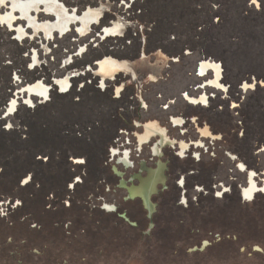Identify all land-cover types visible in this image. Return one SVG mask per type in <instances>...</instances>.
I'll list each match as a JSON object with an SVG mask.
<instances>
[{
	"label": "rangeland",
	"instance_id": "obj_1",
	"mask_svg": "<svg viewBox=\"0 0 264 264\" xmlns=\"http://www.w3.org/2000/svg\"><path fill=\"white\" fill-rule=\"evenodd\" d=\"M60 1L79 15L93 10L101 18L87 33L80 34L75 25L68 34L55 33L52 37L44 29L35 31L17 12L13 28L9 27L2 17L11 12V0L0 3V245L4 248L0 262H20L25 253L16 251L22 247L20 238L7 243L8 227L15 218L21 221L30 214L27 226L31 228L29 225L36 223L33 216L46 219L64 203L72 202L79 205L78 215L82 219L104 204L122 210L130 192L129 188H119L121 181L113 171L123 169L115 167L111 150L117 146V140L126 137L135 148V135L142 132L139 124L149 122H161L170 138L197 140L196 128L190 122L183 134L168 124L169 116L198 118V128L206 124L214 141L210 144L207 140V152L199 151V162L189 157L181 160L168 148L164 151L161 162L168 168L165 181L174 184L182 178L185 185L182 189L174 187L161 198L152 197L153 203L162 202L160 219L169 218L170 222L171 217L179 216L183 210L177 211L176 202L185 201L196 206L194 211L189 210L190 218L185 224H193L194 216L208 217L212 209L221 206L220 218L237 223L234 230L238 236H243L244 231L254 234L249 226L252 222L262 230L264 195L257 194L253 201L243 204L240 190L251 171L257 173L260 188L264 181V0H257L259 7L252 0ZM33 16L42 25L56 21L42 11ZM19 27L26 31L24 39L18 36ZM114 27L119 28L117 35L105 39V28ZM106 57L127 63V69L125 73L106 76L108 86L102 90L104 75L93 65ZM202 60L221 63L225 81L230 85L228 94L206 90L212 97L206 107L188 104L181 97L188 91L192 97L200 94L201 91L191 88L201 83L195 71ZM88 66H92V71L85 73ZM60 79L70 82L66 94H60L61 89L53 86V81ZM38 81L53 86L49 101L41 104V100L33 98L32 107H28L17 93ZM119 87L123 91L117 98ZM13 99L17 101L16 112L8 115ZM151 146H144L140 158H136L139 163L144 160L148 169L154 168L157 160L151 157ZM139 163L136 169L125 172H137ZM241 164L244 172L239 171ZM142 176L149 180V176ZM133 184L138 185L137 181ZM212 184L217 186L215 190ZM196 186L203 192L197 193ZM218 193L223 194L219 199ZM195 199L202 201L200 207L195 205ZM133 206L138 208V200L130 205ZM167 224L162 221L160 229ZM125 238L137 244L136 236ZM78 240L87 254L67 262L196 261L166 258L157 247L141 242L136 250H131L132 254L125 248L124 255H119L123 252L111 248L103 257L93 252L86 240ZM244 243H249V247L260 245L257 238ZM225 248L220 249L222 253ZM238 252L234 250L231 259L218 264L232 263L235 257L239 264L255 263L246 252ZM51 256L53 253L45 258Z\"/></svg>",
	"mask_w": 264,
	"mask_h": 264
},
{
	"label": "flooded vegetation",
	"instance_id": "obj_2",
	"mask_svg": "<svg viewBox=\"0 0 264 264\" xmlns=\"http://www.w3.org/2000/svg\"><path fill=\"white\" fill-rule=\"evenodd\" d=\"M96 24V23H94ZM115 28V27H114ZM113 28H105V30L103 31V35L104 38H109L112 36H116L114 34H106L107 30H111ZM143 58L146 59V55H143ZM35 60L37 61V56H34V63ZM105 60H113V62L116 63H125V62H120L118 60H115L113 58H101L96 60V62L94 63L93 66L98 67L100 72L104 75V78L101 81V88L102 90L107 89L108 84L107 79L105 78L106 76H110L111 74H115V73H125L124 71H126L127 68H125L124 66H120L117 67V64H115L116 68H114V70L112 71H104L101 70L100 67V63L104 62ZM200 73L202 75H205L206 73L209 74V72H211L212 74H214V77H212L205 85L204 89L206 88H212L214 90H218L220 92H227V88L225 86L222 85L221 79L223 77L222 75V71H223V66L222 64L220 65L218 62L213 61V60H202L200 63V66H198ZM92 71V66H88L87 69H85V73L87 72H91ZM151 79H153V77H151ZM115 81V79H108V81ZM60 82H66L67 85L66 86H60ZM41 83L43 85V91L40 94H35L32 93L30 94L28 91V87H33L37 84ZM109 83V82H108ZM53 86H56L58 88L61 89V91L59 92L60 94H66L68 93L69 89H70V82L68 79H60V80H56L53 81ZM53 86H48L46 85L43 81H38L35 82L33 84L27 85L25 86L21 91H19L17 93L18 96H22L21 99L24 101V104L28 107H32V100L33 98H38L39 100H41V104H46L49 101V96H50V91L52 90ZM244 89V88H243ZM242 89V90H243ZM120 91L119 93L117 92ZM116 90V97L119 98L121 96V93L123 91V88H117ZM245 90V89H244ZM247 90V89H246ZM186 102L188 104L191 105H198V106H206L209 103V99L208 96L206 94H203L201 97H192L190 95H186ZM16 106H17V101L13 99V101L9 104L7 112L8 115H13L16 112ZM176 124H183V122L181 120H177L175 121ZM145 131L144 133H142V135L139 137V143L140 145L142 144H146L150 141L151 137L153 135H156L161 138V145H165V144H173L172 141L170 139H168V137L166 136V132L165 130L161 129L160 126H158V124L156 123H149L147 125H145ZM202 131V135L204 136H211L210 135V131L208 129V127H206L205 129H201ZM180 148H181V154H183V152L186 150L187 146L184 144V142L180 143ZM200 160L195 162H199ZM126 165H130V163L128 162V157L126 156L124 161H123ZM242 165V164H241ZM241 165H239V171L244 172L245 171V167L244 165H242L243 167H241ZM159 172H152L150 171V176H149V180H145L142 181L143 185L140 187H133L130 188L129 187V194L131 198H137V197H142L145 198L147 197L148 194L152 193L155 191L156 189V185L157 182L161 181L162 183L159 184V191L156 193V197L159 196V198H161L164 194H166L167 192H170V190H172L174 187L179 186L178 183H170V182H165V178L163 176H161V174L159 175ZM248 173V172H247ZM193 174V173H191ZM262 179H264V176L262 175ZM257 178V173L251 171L249 172V176H248V182L246 183L245 186L241 187V193H242V197L245 200L248 201H252L256 198L257 194H262L264 195V181L262 184V188L259 187V184L256 180ZM125 185V183H124ZM185 185V184H183ZM181 187V186H179ZM219 187H221V185H219ZM119 188H123L121 186H119ZM203 188V187H202ZM211 188L213 190H215L217 188L216 185L212 184ZM195 191L197 193H202L203 190H200V186H196L194 187ZM228 192V190L226 191ZM186 193V192H185ZM206 194H208V192H206ZM223 195V194H222ZM221 194H219L216 198L219 199V196H222ZM149 197V195H148ZM133 199H129L128 203H126L124 206V208L122 210L119 211V207L116 206H112V205H103L100 209L101 211L108 213V214H114L118 219H120L122 222H124L126 225H128L131 228L134 229H142L143 225L145 224L146 226V231L142 232L143 235L146 236H151L152 233H154V235L157 238H162V237H171L172 235L174 236L175 234L177 236H179L181 239H185L184 241V245L183 246H170L169 248H167L164 252V255L166 258L171 257L172 259L178 260L179 258L184 259L187 261L189 260H196L195 262H188L185 264H218V262H220V260H226L227 259H231V255L232 252L234 250L237 249V252L239 250V254H243L244 252L247 253V258L251 259L253 262L255 260V263H243V264H264V246L262 244L263 241L262 239H264V236H260L261 234H263L264 232V227L262 228V230L259 228H257V226L255 227L253 224L250 223V229L253 231H255L254 234H248V232L246 233L245 231L243 233H245L243 236H238V231L234 230V228L236 229V224L237 223H232V222H227L223 219L220 218V216L222 215V207L221 206H216L214 209H212V214L209 215L208 217H206L205 215L203 216H194L193 220V224L190 225V223L185 224V222H188L187 219L190 218L189 215L186 214H179V216H174L171 217V221L169 222L168 219L163 218L164 220L160 219V211L162 209V202L159 201H155V203L151 204V205H145L141 200L138 201V208L135 206L130 207V205H133L134 201ZM127 201V200H124ZM196 201V202H195ZM232 201V200H231ZM230 201V202H231ZM136 202V201H135ZM195 205L199 206L201 205L202 201H197V199L194 200ZM215 200H212V203H214ZM131 203V204H130ZM177 205V211L181 208L183 211H194L195 207L194 204L192 205H188L185 203V201L183 202H176ZM250 202H244L243 204H248ZM65 204V203H64ZM200 204V205H199ZM254 204V203H253ZM129 205V206H128ZM67 207H69V204H66ZM256 206V204L254 205ZM264 206V205H263ZM156 208V209H155ZM133 209V211L131 212V210ZM201 209H204V206H201ZM180 211V210H179ZM202 211V210H201ZM208 211V210H205ZM221 211V212H220ZM185 215V216H184ZM179 217V218H178ZM251 218V217H249ZM26 218H23L21 222H25ZM164 221V222H168L167 227L163 228L165 229V231L163 229H160V223ZM196 223H199V226H195ZM12 226V224H10ZM32 229L34 228H38V226L36 224H34L33 226L30 225ZM68 227V225L66 226ZM181 227H185L187 228L186 230L183 231H179V229ZM213 227L218 228L219 231L217 230L216 232L213 230ZM221 227H223L224 229H233V231L231 233H228V235H224L227 234L225 231L222 232L220 229ZM236 231V232H235ZM232 234L234 236H232ZM41 238H45L44 236V232L39 231L38 234ZM239 238H237V236ZM255 237V238H254ZM257 238V242H260V245H256V246H252L249 247V243H244V242H249L248 240H255ZM29 240V242H33V239L28 237L27 238ZM198 239V241L196 242V240ZM202 239V240H200ZM239 239H244L246 241H243L245 246H237ZM200 240V241H199ZM12 240L9 239L7 241L8 244L12 243ZM171 243V242H169ZM27 243H25V241H22V247H17L16 251H25V253H22L23 258L20 262L17 263H1L0 264H75V263H70L69 261L67 262L66 260H73L74 258H66L63 259L62 258V253L63 249H57V248H48V247H29L26 245ZM190 244L192 246H190ZM194 244V245H193ZM227 245V246H225ZM236 245V246H235ZM226 247V248H225ZM249 247V248H248ZM225 248L226 251H224L223 253L221 252L220 249ZM50 249H53L54 251L51 252ZM206 249H208V251H206ZM4 248L2 246H0V255L3 253ZM160 251H162V249H160ZM209 251H213L212 253H210ZM229 251V252H227ZM55 252V253H54ZM227 252V253H225ZM53 256L49 257V258H45L47 254H50ZM210 254V256H206ZM38 257V259L36 258ZM229 257V258H228ZM46 260V261H44ZM76 260V259H74ZM232 260H234L232 263H228V264H239L236 261V257L233 258ZM79 264H96V263H91V262H83L79 263Z\"/></svg>",
	"mask_w": 264,
	"mask_h": 264
},
{
	"label": "trees",
	"instance_id": "obj_3",
	"mask_svg": "<svg viewBox=\"0 0 264 264\" xmlns=\"http://www.w3.org/2000/svg\"><path fill=\"white\" fill-rule=\"evenodd\" d=\"M79 203V201H78ZM77 204V203H76ZM72 202V204L67 207L65 204L62 205L61 209L55 210L51 215H47L45 217L41 215H35L36 222L35 224L38 228H29L27 224L29 223L30 214L24 218L25 222L19 221L18 218L11 221L12 224L9 225V238L7 241L11 239L12 241L18 240L20 238L21 241H25L26 245L29 247H48V248H57L63 249L62 258H74L79 260L81 255L87 254L86 251H83V246H79V238L86 240L89 244L90 249L99 253L101 256L106 257L109 254V250L114 248V250L118 251L119 255H124L125 248L129 249L130 252L128 254H132L131 250H136L137 245L141 242L145 245L155 246L158 249H162L160 251L161 254L164 255V252L170 246H183L185 239H181L176 234L171 237H162L157 238L154 233L151 236L143 235L142 232L146 231L145 224L142 229H134L126 225L120 219H118L114 214H108L99 208L98 211L94 212L90 215H87L84 219L78 215L77 209H80L79 205L77 206ZM79 207V208H78ZM82 210V209H81ZM57 211V212H56ZM83 211H85L83 209ZM47 213V212H46ZM188 211H182L181 214H189ZM48 219V220H47ZM254 221V220H253ZM254 225V222H252ZM255 224L256 221H255ZM68 225V227H66ZM19 226V227H18ZM26 228H24V227ZM30 226V225H29ZM24 229H21V228ZM187 228L181 227L179 231L186 230ZM21 230V231H20ZM213 230L216 232L219 231L218 228L213 227ZM222 232L231 233L233 229H224L221 227ZM39 231L44 232L45 238H41L38 234ZM226 235V234H224ZM125 236H136V243L133 245L130 241H128ZM28 237L33 239V242H29ZM184 240V241H183ZM202 240V239H200ZM199 240V241H200ZM198 239L196 240V242ZM244 239H239L240 245L243 244ZM250 241V240H248ZM171 242V243H169ZM194 245V244H193ZM237 244V246H240ZM1 246V245H0ZM23 246V245H22ZM190 246H192L190 244ZM117 249H116V248ZM88 248V247H87ZM114 253V252H111ZM90 254V252H89Z\"/></svg>",
	"mask_w": 264,
	"mask_h": 264
},
{
	"label": "crops",
	"instance_id": "obj_4",
	"mask_svg": "<svg viewBox=\"0 0 264 264\" xmlns=\"http://www.w3.org/2000/svg\"><path fill=\"white\" fill-rule=\"evenodd\" d=\"M39 10L42 11L44 14L50 16V17H54L55 20H57V16L54 15V14H48L45 11L44 6H42ZM67 10H68L69 14L77 15V16H80V17L87 12L86 11V12L82 13L81 15H79L75 10L74 11H70L68 8H67ZM17 13H19V12L17 11ZM34 14H38V13H36V12L33 11L32 12V15H34ZM20 16H21V14H20ZM99 18H101V16H99ZM16 20L12 23V25L16 22ZM98 22L99 21H92V23L88 27L85 28L86 29L85 33H87L90 30V28L94 25V23H98ZM75 25L77 26V31L80 33V29L82 28L81 27L82 26V23L79 20H76L75 22H73L72 24L69 25V31L68 32H66L64 34H61L60 32H55V33H59L61 36H64V35L68 34L71 31L72 27L75 26ZM18 29H17V33L19 35ZM25 33H26V31H25ZM54 34H53V36H54ZM24 37H22L20 39H24ZM177 120H181L183 122V124H181V125L180 124H176L175 121H177ZM197 121H198V118H193V117H190L189 118V117H184V116H169L168 117V120H167L168 124L173 129H178L183 134H185V132H186L185 126L187 125L188 122H190L192 124V126H194V128H196L195 131H196L197 140H195V141H188V140H183V141L180 140L179 141L178 139L170 138L168 136L169 131L166 130L165 128H163L161 126V122H149V123H156V124H158V126L161 127V129L165 130L166 136L173 143V144H169L168 143V144H165L163 146L161 145V138L159 137V135L158 136L153 135L148 143L140 145V143H139V137L142 135V133H144V131H145V128H144L145 125H147L149 123L139 124V127L141 126L142 132L140 134L135 135V139H136V146H135V148L130 146V149H127V148H118V149H115V150H113L111 152V160L113 162H115V167L121 166L122 169H123V171H119L117 169H115L113 171L115 177H117L118 179H120V181H121V187H123V188H129L128 185H130L132 187L134 185L133 183L135 181H137L138 185L137 186L134 185V187H137L138 188V187L142 186L143 185L142 181H145V179H146V178H143L142 175H144V176H150V171H152V172H158V171H160L159 172V175L161 174V176H163L165 178V175L164 174H165V171L168 172V168H167V166L165 164H163V162H161V158L165 155L164 154V151L167 148L169 150L173 151L174 155L176 157H178L179 159H181V160L188 159V157H189V158H192L193 160L198 161L199 160V156L201 155V152H207L208 149H209V147L207 146V143H208L207 140H210V144H213L212 141H214V140H213V138L211 136L207 137V136L202 135V132H201L202 130L201 129H205L206 128V124H203V126H205V127L198 128V124L196 123ZM152 139H155V141L153 143H151ZM182 142H184V144L187 146V148L183 152V154H181V148H180V143H182ZM147 144H151L152 145L150 147V149H151L150 151H151V155H152L151 157L157 159L155 161L154 168H152V169H150V168L148 169L147 166H145V161L144 160L143 161H140L139 160L140 163L136 160V158H140V155L144 151V148L143 147L146 146ZM199 151H201V152H199ZM126 156L128 157V162L130 163V165H126L123 162ZM136 163H139V166H140L138 168L137 172L128 175V173L125 172V171H129V170L136 169L137 166H138V165H136ZM181 179L182 178H180V180H178V182H177L178 185L181 186V187L178 186L179 189H182L183 186H184L182 184V182H184V180H181ZM124 183H125V185H124ZM160 183H162V182L161 181L157 182L155 191L152 192V193H150V194H148L149 197L147 195V197H145V198L137 197V198H134L133 199V198L130 197V194L127 193V195L125 196V200H127V201H129V199H133V201H136V200L140 201L141 200L146 206L147 205H151V204H153L152 197L155 198L158 195V194L156 195V193L160 189V187H159V184ZM162 184H164V183H162ZM200 190L202 191L201 188H200ZM240 193H241V190H240ZM241 198L243 199L244 202H246V201L247 202H251V201L245 200L242 197V193H241ZM148 200H149V203L147 202Z\"/></svg>",
	"mask_w": 264,
	"mask_h": 264
},
{
	"label": "bare ground",
	"instance_id": "obj_5",
	"mask_svg": "<svg viewBox=\"0 0 264 264\" xmlns=\"http://www.w3.org/2000/svg\"><path fill=\"white\" fill-rule=\"evenodd\" d=\"M7 6V5H6ZM44 6L45 11L48 14H54L57 16V20L55 23L51 24H40L36 17L32 15V12L39 13V9ZM19 12L21 14V19L26 20L35 31L40 29H44L47 31L49 36L53 37L55 32H60L64 34L69 31V25L75 22L76 20L81 21L82 28L80 29V33L84 34L86 31V27H88L92 21H99V16L96 11L88 10L84 15L77 16L69 14L67 8L64 4H62L59 0H11V12L6 16L2 17L3 22L9 24L11 28H13L12 23L17 19L15 16V12ZM19 31V38H22L26 35L25 30L20 27ZM119 28L115 27L111 30H107L106 34H114L117 35ZM41 32V31H40ZM36 62V60H35ZM124 66L127 68V63H116L113 60H105L104 62L100 63L101 70L112 71L114 68ZM66 82H60V86H66ZM28 91L30 94H40L43 91V85L41 83L33 86L28 87Z\"/></svg>",
	"mask_w": 264,
	"mask_h": 264
},
{
	"label": "built area",
	"instance_id": "obj_6",
	"mask_svg": "<svg viewBox=\"0 0 264 264\" xmlns=\"http://www.w3.org/2000/svg\"><path fill=\"white\" fill-rule=\"evenodd\" d=\"M200 63H201V61L198 63V65H197V68H196V71H195V76L198 78V80L201 82L200 84H198V85H196V86H194V88H191V90H194V91H201L200 92V94L197 96V97H201L203 94H206L207 95V93H206V90H208V89H212V88H206V89H204V87H205V85H206V83L212 78V77H214V74H212L211 72H209V74H205V75H202L201 73H200V70H199V68H198V66H200ZM220 65H221V63H219ZM222 75H223V77H222V79H221V82H222V85L223 86H225L226 88H227V92H220V91H218V90H215L217 93L218 92H220V93H226V94H228V92H229V89H230V85H228V83L225 81V77H224V70L222 71ZM207 81V82H206ZM243 89V87H241V89L240 90H242ZM212 90H214V89H212ZM244 90V89H243ZM189 95V91L188 92H186V93H183L182 95H181V97H182V99L186 102V95ZM208 96V95H207ZM215 97V96H214ZM213 97V98H214ZM208 99H209V102H210V100L212 99V97H210V96H208ZM207 105H209V103L207 104ZM206 105V106H207ZM198 106V105H197ZM206 106H204V107H206ZM130 146H131V142H130V139L129 138H123V139H121V140H117V146L116 147H114V149L113 150H115V149H118V148H127V149H130ZM113 150H111V152L113 151Z\"/></svg>",
	"mask_w": 264,
	"mask_h": 264
},
{
	"label": "snow or ice",
	"instance_id": "obj_7",
	"mask_svg": "<svg viewBox=\"0 0 264 264\" xmlns=\"http://www.w3.org/2000/svg\"><path fill=\"white\" fill-rule=\"evenodd\" d=\"M0 3H3V0H0ZM252 3H253V4H256L257 7H259V4H257V0H252ZM9 127H10V125H9ZM81 163H82V161H81ZM241 167H243V166L241 165ZM25 182H26V181H25ZM217 195H219V193H218ZM17 203H19V202H17Z\"/></svg>",
	"mask_w": 264,
	"mask_h": 264
},
{
	"label": "water",
	"instance_id": "obj_8",
	"mask_svg": "<svg viewBox=\"0 0 264 264\" xmlns=\"http://www.w3.org/2000/svg\"><path fill=\"white\" fill-rule=\"evenodd\" d=\"M147 202L149 203V200Z\"/></svg>",
	"mask_w": 264,
	"mask_h": 264
}]
</instances>
